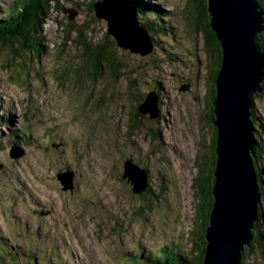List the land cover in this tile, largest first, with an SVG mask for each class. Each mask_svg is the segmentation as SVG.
I'll list each match as a JSON object with an SVG mask.
<instances>
[{
    "label": "rangeland",
    "instance_id": "obj_1",
    "mask_svg": "<svg viewBox=\"0 0 264 264\" xmlns=\"http://www.w3.org/2000/svg\"><path fill=\"white\" fill-rule=\"evenodd\" d=\"M18 1L0 0V17ZM59 1L44 25L43 57L22 53L17 60L0 48V144L11 127L18 144L31 145L14 150L17 159L0 147V247L33 249L29 256L43 259L37 264H125L130 254L156 247L189 250L199 219L197 167L212 146L206 102L215 71L195 7L190 0H149L167 13L170 35L146 56L117 47L123 78L113 81L105 72L93 83L76 70L81 52L65 35L71 27L77 38L88 23L92 46L111 45L107 23L89 11L100 0ZM153 91L156 116H135ZM253 104L264 134V92ZM53 128L59 137L45 148L41 138L55 134ZM127 162L147 173L146 192L133 191Z\"/></svg>",
    "mask_w": 264,
    "mask_h": 264
},
{
    "label": "water",
    "instance_id": "obj_2",
    "mask_svg": "<svg viewBox=\"0 0 264 264\" xmlns=\"http://www.w3.org/2000/svg\"><path fill=\"white\" fill-rule=\"evenodd\" d=\"M206 1L210 28L220 45L222 60L212 101V123L217 131L213 204L201 264H240L243 248L249 247L252 240L259 208L264 205L253 164L251 121V100L263 92L264 53L257 35L264 21L258 0ZM93 10L96 19L107 23V34L118 48L142 56L152 52V39L139 24L133 0H102L93 4ZM156 105L157 97L151 92L138 106V113H148L152 119ZM124 169V176L134 184V192L146 190L145 173L128 162ZM60 181L67 184L62 176Z\"/></svg>",
    "mask_w": 264,
    "mask_h": 264
},
{
    "label": "trees",
    "instance_id": "obj_3",
    "mask_svg": "<svg viewBox=\"0 0 264 264\" xmlns=\"http://www.w3.org/2000/svg\"><path fill=\"white\" fill-rule=\"evenodd\" d=\"M102 1V0H100ZM134 5L136 6L139 13V24L148 32L149 36L152 39L153 46L157 48L162 44V37L168 36L170 24L167 22V13L163 8H160L157 4L149 3V0H133ZM191 4L195 7L197 23L200 24V29L198 32L202 37L203 50L205 57L208 61V65H211L215 68V71L209 75L208 79L212 82L214 87L216 74L219 70L221 60H222V51L218 41L216 40L215 34L210 28V18L207 10V1L206 0H190ZM259 10L262 14L264 21V0H258ZM60 3L59 0H20L13 7H9V13H6L4 16L0 17V48L5 49L8 53L14 56L19 60L23 57L22 53H25L26 56L31 60L32 58H41L45 53V31L44 25L45 22L50 19L51 12L54 9V6ZM95 1H92L89 4V11L94 13L93 4ZM202 13L207 16L203 18ZM95 16V14H94ZM84 29L78 30V39L71 38V34H75L76 29L69 28L66 31L65 42L71 44L72 41L76 43L80 52H81V63L79 67L73 66L76 70H85L87 73V79L93 83L97 82L99 79H102L107 72L108 76L113 81H118L120 78H123L124 71L126 66L119 61L121 55L117 50V45L115 41V46L108 41L102 40L99 44L91 45L92 36L90 34L87 37L86 31H89L88 23H85ZM108 35V34H107ZM107 37V36H106ZM257 43L260 47L261 52L264 53V28L262 32L257 35ZM28 54V55H27ZM25 57V56H24ZM23 57V58H24ZM179 56H174L173 59H178ZM22 58V59H23ZM78 59V58H77ZM76 59V62H77ZM11 65V63H10ZM11 67V66H10ZM79 77L78 75H76ZM156 97L158 98L157 92L153 91ZM263 92H264V82H263ZM258 95V94H257ZM255 95L252 100L251 108V121L254 128V158L253 163L258 174V180L260 182V190L264 195V165L263 157L261 155L262 147L264 146V134L260 133L257 127V118L255 116L253 106ZM209 100L206 102L209 107V126L212 129V146L210 148L212 158L211 164L208 163L209 157H206L207 162L205 165L201 164L200 167H197L199 174L200 186H198L200 203L198 204V221L195 223V232L193 242L189 250L181 249V246L169 245L168 247H163V249L156 255V257L144 258L137 255L128 256V264H201L204 256L206 240H205V230L209 223L210 212L213 204V185L214 177L213 171L215 169V160H216V136L217 131L213 126V107L212 101L215 97V87L213 90L208 92ZM104 99L100 98L97 101L98 107L103 103ZM135 116H139L137 110L134 112ZM137 125V121L135 122ZM259 136V139H258ZM264 153V151L262 152ZM210 154V153H209ZM209 158V159H208ZM210 164V165H209ZM144 171V170H143ZM145 176L147 173L144 171ZM147 185V182H146ZM264 204V200H263ZM252 240L249 247H244L241 253L240 264H264V206H260L258 212V219L254 224L252 230ZM13 248V249H12ZM3 250L0 253V264H37L39 261L43 260L41 258L34 259L33 254L29 256L27 251L18 250L17 247H0V250ZM30 250V249H29ZM19 255V256H18ZM24 258V259H22ZM22 259V260H21ZM48 259V258H45Z\"/></svg>",
    "mask_w": 264,
    "mask_h": 264
},
{
    "label": "flooded vegetation",
    "instance_id": "obj_4",
    "mask_svg": "<svg viewBox=\"0 0 264 264\" xmlns=\"http://www.w3.org/2000/svg\"><path fill=\"white\" fill-rule=\"evenodd\" d=\"M202 16H203V18H204V19H205V18H207V16H206V15H204L203 13H202ZM205 20H206V19H205ZM206 117L208 118V117H209V115H207ZM210 128H211V127H210ZM211 135H212V133H211ZM210 148H211V147H210ZM209 155H210V157H209V158H210V159H209L210 161L208 160V163H210V164H211V161H212V160H211V158H212V154H211V152H210V154H209ZM210 164H209V165H210Z\"/></svg>",
    "mask_w": 264,
    "mask_h": 264
},
{
    "label": "clouds",
    "instance_id": "obj_5",
    "mask_svg": "<svg viewBox=\"0 0 264 264\" xmlns=\"http://www.w3.org/2000/svg\"><path fill=\"white\" fill-rule=\"evenodd\" d=\"M6 9H9V7H6ZM59 174H63V173H59ZM7 243V242H6ZM0 245H1V243H0Z\"/></svg>",
    "mask_w": 264,
    "mask_h": 264
}]
</instances>
